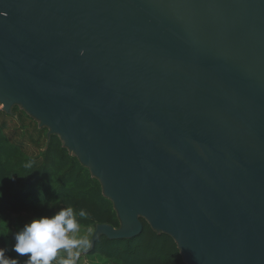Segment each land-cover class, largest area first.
Segmentation results:
<instances>
[{
  "label": "water",
  "instance_id": "1",
  "mask_svg": "<svg viewBox=\"0 0 264 264\" xmlns=\"http://www.w3.org/2000/svg\"><path fill=\"white\" fill-rule=\"evenodd\" d=\"M0 106L112 201L89 252L144 219L186 264H264V0H0Z\"/></svg>",
  "mask_w": 264,
  "mask_h": 264
},
{
  "label": "trees",
  "instance_id": "2",
  "mask_svg": "<svg viewBox=\"0 0 264 264\" xmlns=\"http://www.w3.org/2000/svg\"><path fill=\"white\" fill-rule=\"evenodd\" d=\"M28 144H31L29 146ZM72 208L81 228L99 224L120 228L112 201L101 183L72 156L57 135L19 107L0 110V249L4 257L25 263L12 250L14 235L33 219ZM83 210L86 215L79 216ZM142 234L132 239L101 236L86 254L91 264H186L175 240L142 219Z\"/></svg>",
  "mask_w": 264,
  "mask_h": 264
},
{
  "label": "clouds",
  "instance_id": "3",
  "mask_svg": "<svg viewBox=\"0 0 264 264\" xmlns=\"http://www.w3.org/2000/svg\"><path fill=\"white\" fill-rule=\"evenodd\" d=\"M86 213L81 210L80 217ZM78 221L72 208H61L55 215L42 216L33 219L26 224L22 231L14 235L16 243L12 250L19 256H27L25 264H51L57 258L61 249L65 250L68 258L61 259L60 264H74L73 249L84 243L83 240L76 239L78 231ZM4 250L0 249V264H18L16 258L4 257Z\"/></svg>",
  "mask_w": 264,
  "mask_h": 264
},
{
  "label": "rangeland",
  "instance_id": "4",
  "mask_svg": "<svg viewBox=\"0 0 264 264\" xmlns=\"http://www.w3.org/2000/svg\"><path fill=\"white\" fill-rule=\"evenodd\" d=\"M0 110L1 106H0ZM3 111V110H2ZM13 115V112L12 114ZM40 127V126H39ZM31 146V144H28ZM96 229H88V228H81L78 227V231L76 233H70L69 235H75L76 239L83 240L84 243L81 244L78 248L73 249L74 253H78V256H74V264H91L90 258L86 254H88L89 250L91 249V241L92 237L95 233ZM17 254V253H16ZM19 256V254H17ZM22 260H24L27 256H19ZM28 258V257H27ZM68 258V254L65 250L61 249L57 254V258L51 262V264H60L61 259ZM22 264H25L22 262Z\"/></svg>",
  "mask_w": 264,
  "mask_h": 264
}]
</instances>
